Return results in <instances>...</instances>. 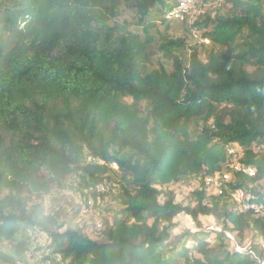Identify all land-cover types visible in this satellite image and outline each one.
I'll use <instances>...</instances> for the list:
<instances>
[{"label": "trees", "instance_id": "trees-1", "mask_svg": "<svg viewBox=\"0 0 264 264\" xmlns=\"http://www.w3.org/2000/svg\"><path fill=\"white\" fill-rule=\"evenodd\" d=\"M172 3L0 0V263L25 261L34 229L55 251L48 258L67 264H257L225 232L175 243L173 222L213 215L239 244L249 237L258 250L264 241V213L233 199L244 189L264 205V0H225L226 14L207 12L197 25L212 48L187 66L175 54L184 42L161 35L170 72L151 64L157 9ZM125 8L136 22L114 21ZM81 176L120 187L121 208L99 239L75 222L78 212L46 207L51 183L67 188ZM208 177L222 180V193ZM192 178L200 187L186 205L161 203L170 184Z\"/></svg>", "mask_w": 264, "mask_h": 264}, {"label": "rangeland", "instance_id": "rangeland-1", "mask_svg": "<svg viewBox=\"0 0 264 264\" xmlns=\"http://www.w3.org/2000/svg\"><path fill=\"white\" fill-rule=\"evenodd\" d=\"M178 0H173L167 8L159 7L156 15L158 19V29L161 34L157 33V43L154 48V56L152 59L151 67L159 68L164 65L170 72L174 70V61L171 57L164 55L163 49L160 47L163 44L161 35L165 38L180 39L184 42V45L175 54L179 60L187 66L192 54L197 51L202 59H206L207 51L212 48V44L208 39H205L202 35V30L199 29L197 22L202 21L207 12L226 14L228 12V6L222 5H210L206 4L202 0H198L196 9L190 14L186 15L184 20L172 19L171 11L177 5ZM138 17L134 14L131 9L125 8L123 11L114 19L118 23L136 22ZM165 22V23H163ZM165 24L169 25V30H165ZM131 101V98H128ZM202 127V121L197 120L193 125V130L197 131ZM264 150V145L259 147L258 150ZM91 158L89 157L88 160ZM233 162V166L238 168L236 160ZM229 173V172H227ZM234 174L231 173L230 179ZM221 180L220 178H218ZM99 184V183H98ZM89 182L81 176L74 179L65 180L67 188H60L57 184H50V192L46 196V207L48 211H51L56 205L69 207L70 213L78 212L75 222L85 229L93 239H99L105 228L106 221L114 222L116 219V212L121 208L120 202L116 199L120 195V187L118 183L99 184L104 186V192H98L96 185ZM73 186L70 189L69 186ZM91 187H94L93 191H89ZM200 187L199 179H189V181L172 183L169 185L166 191L161 196V203H164L169 197H173L176 203L187 204L192 192ZM214 190L213 188H210ZM85 190L89 192L86 193ZM78 204V206L71 207V204ZM79 210V211H78ZM201 224H197L191 216L181 213L178 215L173 224L176 228L173 231V240L175 243L182 244L183 242L190 246L189 239H194L193 234L198 232L199 236L204 238L213 239L216 234H213L214 228L226 230L227 223L224 222L223 218L217 216H201ZM97 222H100L101 227L97 226ZM225 227V228H224ZM190 231L192 234H186ZM227 231H230L227 229ZM207 232L206 235H203ZM43 237L38 236L36 230H30L28 237L33 240V246L28 254L25 256V261L19 260L16 264H67L64 263L63 258L60 255H56V258L50 260V255H55V251L51 248H46L49 244V240L46 235ZM250 236V234H249ZM230 247L236 248L239 244L238 239L231 240ZM238 242V244H237ZM250 242L249 237L244 242V246ZM190 244V245H189ZM243 245V244H242ZM14 248L13 243L7 242L4 245L3 250L9 251ZM46 259L44 262L43 260ZM0 264H11V263H0ZM181 264V263H178Z\"/></svg>", "mask_w": 264, "mask_h": 264}, {"label": "built area", "instance_id": "built-area-1", "mask_svg": "<svg viewBox=\"0 0 264 264\" xmlns=\"http://www.w3.org/2000/svg\"><path fill=\"white\" fill-rule=\"evenodd\" d=\"M202 1L205 2L206 4L217 5V6L218 5L220 6L225 2V0H202ZM197 3H198V0H178L177 5L171 11L172 19L184 20L186 15L190 14L194 9H196ZM227 150H228L229 155L233 156V158L237 161L236 164L239 167L238 168L235 167V168L240 169L241 164L239 160H237L239 157V152L236 146H229ZM246 171L250 175H253L255 173L252 167L246 168ZM230 176H231V173L226 172L224 174V179L230 180ZM206 184L209 186H215L218 192L222 193V186H223L222 180L208 177L206 178ZM96 189L98 190V192L105 191L104 186L99 185V184L96 185ZM93 190H94V187H91L89 191H93ZM89 191L85 190L86 193H88ZM233 199L235 202H237L240 205V207L243 210H252L255 213H264V205L261 204L254 195H252L251 193L247 192L244 189H237L236 191H234ZM97 226L101 227L100 222H97ZM214 230L217 232H225V234L230 240L236 239L235 234L232 233L231 231L222 230L219 228H214ZM235 249L236 251L240 253H244L248 249L249 254L256 260L257 264H264V241L261 242L258 250L249 248L248 245L244 246L241 244H238Z\"/></svg>", "mask_w": 264, "mask_h": 264}]
</instances>
